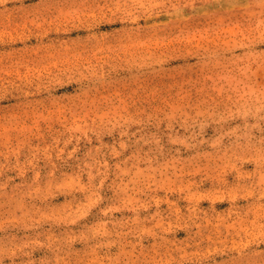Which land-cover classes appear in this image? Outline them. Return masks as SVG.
I'll list each match as a JSON object with an SVG mask.
<instances>
[{
	"label": "rangeland",
	"instance_id": "374dc122",
	"mask_svg": "<svg viewBox=\"0 0 264 264\" xmlns=\"http://www.w3.org/2000/svg\"><path fill=\"white\" fill-rule=\"evenodd\" d=\"M0 264H264V0H0Z\"/></svg>",
	"mask_w": 264,
	"mask_h": 264
}]
</instances>
